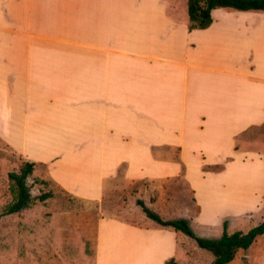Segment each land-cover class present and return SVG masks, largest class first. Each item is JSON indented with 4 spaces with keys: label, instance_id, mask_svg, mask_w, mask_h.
<instances>
[{
    "label": "crops",
    "instance_id": "obj_1",
    "mask_svg": "<svg viewBox=\"0 0 264 264\" xmlns=\"http://www.w3.org/2000/svg\"><path fill=\"white\" fill-rule=\"evenodd\" d=\"M212 17L190 31L188 0H0V142L83 201L184 172L198 209L188 219L200 221V186L245 165L236 141L264 125V11L217 8ZM222 141L232 157L201 163L198 183L187 156ZM243 176L238 184H251ZM163 193L146 206L174 220L178 200ZM186 241L148 217H103L96 262L181 264Z\"/></svg>",
    "mask_w": 264,
    "mask_h": 264
},
{
    "label": "rangeland",
    "instance_id": "obj_2",
    "mask_svg": "<svg viewBox=\"0 0 264 264\" xmlns=\"http://www.w3.org/2000/svg\"><path fill=\"white\" fill-rule=\"evenodd\" d=\"M222 143L219 150L187 156L190 173L195 180L199 178L201 163L222 162V158L232 157L228 155L226 142ZM236 143L245 165L234 169L225 181L207 182L200 186L199 195L206 214L200 221L195 220L191 224L203 238H219L225 221H228L230 233H247L264 220V125L249 129ZM24 163L0 142V264H97L95 241L99 220L111 217L140 222L147 216L138 201H143L145 205L158 201L162 196V187L166 201L171 198L178 200L177 217L174 219L189 220V215L195 216L198 211L193 210L190 201L193 195L185 185L184 172L179 178L162 184L142 182L130 187L119 185L102 202L72 198L50 183H42L33 174L27 180L33 198L32 206L20 213L8 214V207L15 202L17 195L9 175L19 173ZM123 173L124 170H121V177ZM243 173L244 183L252 178L251 184H238ZM197 182L200 183L199 180ZM47 194L52 197L41 201V197ZM240 210L243 212L226 217L220 224L221 215ZM206 222L212 227H207ZM184 237L188 241L185 243L186 256L181 259V264L213 263L215 257L211 252L199 248L185 234ZM230 264H264V236L248 251H239Z\"/></svg>",
    "mask_w": 264,
    "mask_h": 264
},
{
    "label": "trees",
    "instance_id": "obj_3",
    "mask_svg": "<svg viewBox=\"0 0 264 264\" xmlns=\"http://www.w3.org/2000/svg\"><path fill=\"white\" fill-rule=\"evenodd\" d=\"M217 8H230L240 11H264V0H188L189 30H205L213 23L212 11ZM35 163L25 162L19 173H11L10 179L16 186V200L8 207V214L20 213L32 206V195L27 184L35 170ZM224 165H206L205 171L220 172ZM45 183L44 181H41ZM52 197L50 194L41 197V201ZM148 218L164 228H171L193 239L199 248L211 252L215 259L212 264H230L239 251H248L256 241L264 236V220L247 233L238 231L230 233L228 221L224 222L223 233L219 238H203L193 229L187 219L166 220L159 214L150 210L143 201H138ZM166 264H178L173 258Z\"/></svg>",
    "mask_w": 264,
    "mask_h": 264
}]
</instances>
